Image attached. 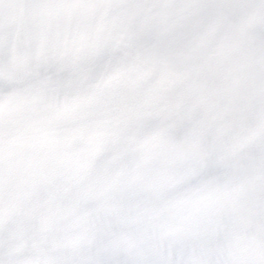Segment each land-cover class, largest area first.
Listing matches in <instances>:
<instances>
[{"label": "snow or ice", "instance_id": "snow-or-ice-1", "mask_svg": "<svg viewBox=\"0 0 264 264\" xmlns=\"http://www.w3.org/2000/svg\"><path fill=\"white\" fill-rule=\"evenodd\" d=\"M0 264H264V0H0Z\"/></svg>", "mask_w": 264, "mask_h": 264}]
</instances>
